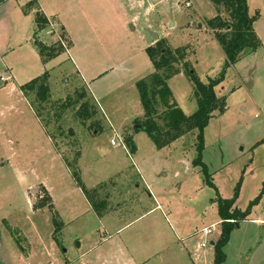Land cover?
Instances as JSON below:
<instances>
[{
    "label": "rangeland",
    "instance_id": "1",
    "mask_svg": "<svg viewBox=\"0 0 264 264\" xmlns=\"http://www.w3.org/2000/svg\"><path fill=\"white\" fill-rule=\"evenodd\" d=\"M247 9L250 16H255L253 29L261 48L242 63L227 65L221 45L209 29H205V21L218 12L209 0H167L158 6V12L153 16L156 24L151 25L158 39H164L162 45L174 50L175 57L162 72L170 74L167 84L171 99L184 114L190 115L196 109L189 72L202 82L221 73L224 75L216 94L225 98L226 108L221 113L215 111L209 119L203 131L201 158L219 195L233 201L232 207L238 210L247 208L264 182V112H259L252 101V97H256L264 105V0H247ZM129 13L133 12L130 10ZM106 17L110 25L114 23L117 26L110 28V35L99 37L103 49L96 54L93 52V60L83 54L79 59L75 56L74 63L67 60L62 64L60 82L56 85L50 82L54 94L52 99L56 101L49 100V116L44 117L58 149L65 153L66 162L72 160L75 154L69 148L71 140L82 148V155L76 158L81 174L80 170L78 172L83 187L90 190L91 200L100 206L102 213H97L90 202L87 204L84 193L82 195L72 189L70 175L64 171L60 161L53 157L48 165L47 159L40 152L36 153L35 145H38L33 140L34 134L26 131L17 133L21 124L26 125L27 117L19 124L15 123L18 120L15 115L3 117L0 119V151L11 146L4 140L7 135L19 137L14 147L22 161L18 167L25 170L26 179L24 182L16 181L8 173V168L0 169V264H38L32 257H25L28 242H32L37 251L41 246H38V238L41 236L47 242L49 232L55 229L53 208L50 207V200L43 198L45 189L40 183L50 187L56 218L61 223L56 235L60 244L55 242L56 254H53L57 257L56 264H110L109 254L119 249L137 258L146 256L142 264H193L189 257L188 244L192 240L189 238L195 231L197 234L194 235L199 238L202 228L211 224L212 232L204 248L209 256L202 264H213L212 242L219 238L221 224L216 204L210 200L215 190L202 184L198 168L192 165L197 156L195 133L188 132L169 145L158 148L144 129L135 127V121L143 118L136 86L124 84L118 89L116 87L114 92L95 102L85 88L82 80L88 79V75L81 65L94 67L95 70L103 69L106 60L111 66L123 62L133 65V72L118 68L113 80H139L154 71L146 47L152 42L155 45L156 41L144 31L142 16L134 23L130 20L122 22L116 17L115 22H111V14H106ZM120 25L121 28H118ZM46 28L37 30L36 27L34 39L47 46H55L58 42L66 50L68 43L62 31L58 29L56 36L50 39ZM178 47L186 48L184 58L175 49ZM244 56L247 55L241 59ZM174 70L178 72L172 73ZM253 76L255 86L251 89L247 80H252ZM64 79L71 84L62 96H58L62 93ZM85 101L95 115L83 123L78 111H81V103ZM11 103L17 108H27L14 97L3 98L0 95L2 111L7 112L6 106ZM95 119L99 126L92 125L78 136L70 134L69 131L86 128ZM111 121L112 124L122 123V127L131 132L134 151H130L129 146L126 151L120 143L110 146L111 135L105 131L92 137L96 128L102 130ZM113 138L122 141V135ZM75 140L78 142L75 143ZM32 144L36 154L30 157ZM50 167L51 174L47 177L45 173ZM33 180H36L33 182L35 186L28 190V196L34 210L42 211L32 214L21 191ZM96 183L95 188L92 187ZM69 189H72L70 195L65 197L63 194ZM149 192L152 197L148 196ZM138 197L143 198L145 203L143 200L135 202ZM149 209L153 210L147 212ZM261 210L262 206L253 205L247 219L239 221L231 230L228 242L222 248L225 264H264V222L250 220L264 219V211ZM108 212L116 216V222L109 219ZM46 216H49L48 221ZM72 216L73 220H67ZM124 216L127 220L122 222ZM129 217L139 218L121 228L116 238L97 248L107 240L108 234L112 237L113 231L124 225ZM112 264L116 262L112 261Z\"/></svg>",
    "mask_w": 264,
    "mask_h": 264
},
{
    "label": "crops",
    "instance_id": "2",
    "mask_svg": "<svg viewBox=\"0 0 264 264\" xmlns=\"http://www.w3.org/2000/svg\"><path fill=\"white\" fill-rule=\"evenodd\" d=\"M30 1H32V3L29 6L25 7V5ZM166 1L167 0H0V95L3 98L14 97L27 106V108L21 109L17 108L12 103L8 104L6 106L7 112L2 111L0 108V119H2L3 117H11L12 115H15L18 117V120L15 123L19 124V121L22 123L24 121V118L27 117L28 119L26 120V125L22 126V124L20 123L21 125L19 126L17 133L26 131L27 133H30L32 135L34 134L33 140L38 145V147L35 145L36 153L40 152L41 156L47 159L48 165L51 164V159L53 157L56 159V161H60L64 171L68 175H70L69 178L72 183V189L78 190L82 195L84 192L82 188L75 182L72 176L71 169L64 159V151L62 150L61 153V151L58 149L56 140L50 134V131L43 123V121L37 116L28 99L22 93L20 86L47 71L49 99H52L53 93L51 92L50 82H52L54 85L60 82L61 79L59 75H62V64L64 62H66L67 60H71L72 63H74L75 56L77 59H79L83 54H87V57H90V59L93 60V52L96 54V51L100 52V49H103L104 46L99 37L110 35V28L117 26V24L115 25L114 23L110 25L105 20L106 14H111V17L109 19L111 20V22H115L114 19L116 17V19L121 20L122 22L130 20V22L134 23L135 21L140 20V16H142L141 19H143L145 22V25L143 27L144 31L146 28H149L153 31L151 25L156 24V18L153 16L156 14V12H158V6L163 5ZM24 9L26 10L24 11ZM135 9L139 10L136 11ZM130 10L133 12L132 14L129 13ZM38 13L44 15L49 21L45 31L47 34H49L48 37L50 39H53L56 36L57 30L59 29L64 34V37L68 43V47L66 48V50L47 61H43L41 59L36 46L34 45V31L36 29L35 16ZM121 26L122 25L118 26V28H121ZM102 31H106L107 33ZM152 43H150V45H152ZM260 48L261 46L258 47V49H256L255 51L247 54V56H244L241 60H238L237 63H242L250 55H256ZM85 59L87 58L85 57ZM96 59L98 58L96 57ZM124 63L125 62L117 63L116 65L111 66L110 63L108 64V61L106 60V62L103 64V69L101 70H95L94 67L91 68L86 65H81V68H83L88 75V79L86 78L82 81L85 85L86 90L92 96L94 102L95 100H102L103 98L107 97L110 93L114 92V89L116 87L118 89L124 84L136 86L135 83L137 80L135 79L113 80L118 68H122L123 70L125 69L127 72H133V65H125ZM77 74L80 76L78 72ZM254 78L255 76L252 77V80H247V83L251 89H253V87L255 86ZM69 84H71L69 80L64 79L62 81V93L61 95H57L62 96V94L66 92ZM252 101L259 112H264V105L261 100L256 97H252ZM141 115H143V110ZM141 115L139 116L142 117ZM87 128L88 126L83 129L78 128L77 131L71 130L69 132L70 134H74V136H78L80 133H82L83 130H88ZM102 131H105L107 132V134L111 135L110 138L112 140H115L113 136L117 135L118 137L122 135V139L125 135L131 136L133 140V135L131 134V132H127L128 129L122 127V123L112 124L111 121V124L107 123V125H104V128L102 130H100V128L99 130H97L96 128L94 132L92 131V137H96V135H99ZM111 139L109 141L110 146L115 147L117 144H119V140L118 142L115 140L116 144L112 145L110 143ZM4 140L7 143L11 144V146L5 148V150L0 151V169L8 168V173H11L12 177L16 179V181L24 182L26 179L25 170L21 167H18L22 164V161L17 156L18 152L15 151L16 149L14 147V144L19 142V137L16 135H7V138H5ZM74 142L76 143L78 141L75 140ZM39 143H41V145H39ZM31 146L32 149L30 150V154L28 155H30V157H33V155L36 153L34 152V145L32 144ZM122 147L125 148L126 151H128V148L126 146ZM69 148L72 149L75 153L73 157L77 158L82 155V148H78L77 145H74L72 140L70 141ZM76 165L78 166L81 174V169L79 168L78 161H76ZM45 174L47 175V177L49 174H51V167L46 170ZM175 175H177V173ZM139 179L143 181V178L140 176ZM36 180L38 179L36 178ZM36 180H33L32 183L24 185V187L22 188V191L24 192L21 191V193L24 195L25 202L28 207L27 209L32 214L39 212V210H34L32 201L28 196V190L35 186L33 182H35ZM97 184L98 183H96L92 187L95 188ZM40 185L43 186L47 191L50 197V203L54 208V197L51 193L50 187L41 183ZM72 189H69L68 192H64L63 195L65 197L69 196V193ZM149 193L148 196L152 197V193ZM212 199L213 198H210L211 201ZM142 200L143 198L138 197L135 202H140ZM144 203L145 200H143V204ZM87 204L89 205V201L87 202ZM259 205L262 206L261 211L263 212L264 199H262V196L259 202L256 204V207ZM156 207L159 208V204H157ZM151 210L153 209H149L147 212H150ZM41 211L39 213H41ZM112 214L113 213H107L109 219L113 222H116V216ZM138 218L139 217H137L136 219H131V217H129V220L126 221L124 225L116 230L114 229L115 231H113L112 237H110L109 234L106 236L108 241L104 240L103 243L98 245L97 248L108 243L111 239L116 238L117 232L121 228L127 227L129 222L132 223ZM46 219L48 221L49 216H46ZM67 220H73V216L67 218ZM124 220H127L126 216H124L122 222H124ZM250 220L253 222H264V219L261 218ZM220 222L221 221L219 220V223ZM196 232L197 231H195V233H193L189 238L192 239L191 243L188 244V247L190 246L189 257L191 258L193 264H202L205 257L207 260V257L209 256V252L204 249L207 247L209 235H204L201 231L198 238L197 235H194L197 234ZM51 234L52 232H49L50 238L47 242H45L44 238L41 236L38 238V246H41L38 247L37 251L34 249L33 243L28 242V249H26L25 251L22 249L25 252V257L30 259L32 257L33 260L38 261V264H56L57 261H55V259H57V257L56 255H53L56 254V246L55 241L51 237ZM121 239L126 242L125 238L122 237ZM145 257L146 256L137 258L135 257V255L122 253L121 249H119L117 252H113V254H109L108 256V258L110 259V264H112V261L116 262V264H142V262L145 260ZM117 260L120 263H118Z\"/></svg>",
    "mask_w": 264,
    "mask_h": 264
},
{
    "label": "trees",
    "instance_id": "3",
    "mask_svg": "<svg viewBox=\"0 0 264 264\" xmlns=\"http://www.w3.org/2000/svg\"><path fill=\"white\" fill-rule=\"evenodd\" d=\"M218 11L215 16L207 19L206 28L213 34L214 38L221 45L226 58V64H234L241 59L243 55H247L260 47V41L253 29L255 16H250L247 9V0H209ZM32 1L28 2L25 7L29 6ZM26 9H24L25 11ZM35 23L37 30L44 29L49 21L42 14H36ZM54 25V24H53ZM164 39L160 38L155 45L146 47L147 55L152 63L153 72L136 81L135 85L138 90L140 104L143 109V118L135 121L140 125L139 129H144L155 143L156 147L161 148L169 145L171 142L179 139L188 132L195 133V149L197 156L192 160V165L198 168V173L202 183L215 190L212 199L217 207L220 218V234L219 238L213 242V264H225V254L222 248L229 239L231 230L237 226L239 221L247 218L251 212L253 205H256L261 199L264 182L260 192L249 203L246 209L238 210L232 207L231 200L222 198L208 172L206 164L202 161L201 152L203 150V131L208 125L209 119L215 111L221 113L225 110V98L216 94V89L224 79L223 73L216 78L202 82L189 72L192 82V93L196 101V109L190 115H186L177 107L171 99V91L167 84L170 74H164V69L168 66L171 58H174V50L169 46H163ZM34 45L43 61H47L64 51L62 45L56 42L55 46H47L44 43L34 40ZM179 52L181 58L185 57L186 48H175ZM186 63V62H185ZM163 71V72H162ZM174 70L172 73H177ZM20 89L24 96L28 99L30 105L36 112L37 116L43 121L44 117L49 116L50 99L48 88V73L45 71L28 82L22 84ZM81 111L78 115L81 121L94 118L95 111L89 110L87 101L81 103ZM160 107H163L160 110ZM43 111H46L44 113ZM48 111V112H47ZM50 120V119H49ZM96 121V122H95ZM89 123L88 127L98 126L95 119ZM45 124V123H44ZM46 125V124H45ZM84 125V124H83ZM53 135V134H51ZM123 142L130 151H134L131 136H124ZM70 167L75 182L82 188L86 198L97 213H102L100 206L91 200L90 190L85 189L76 165V157L66 162ZM45 200H50L46 190H44ZM42 205V204H41ZM50 207L53 205L50 203ZM100 209V210H99ZM57 212L53 208L52 221L55 229L52 232V238L56 244H60L56 235L59 233L60 222L57 221Z\"/></svg>",
    "mask_w": 264,
    "mask_h": 264
},
{
    "label": "built area",
    "instance_id": "4",
    "mask_svg": "<svg viewBox=\"0 0 264 264\" xmlns=\"http://www.w3.org/2000/svg\"><path fill=\"white\" fill-rule=\"evenodd\" d=\"M186 5L187 6H189V2H186ZM118 138H120V137H118ZM118 142V141H117ZM112 145H114V144H116V141L115 140H111V142H110ZM118 143H121V145L122 146H125V144H124V142H123V139H122V141L120 142H118ZM213 225H211V226H209V227H204L203 229H202V232H203V234L204 235H209L211 232H212V227Z\"/></svg>",
    "mask_w": 264,
    "mask_h": 264
},
{
    "label": "water",
    "instance_id": "5",
    "mask_svg": "<svg viewBox=\"0 0 264 264\" xmlns=\"http://www.w3.org/2000/svg\"><path fill=\"white\" fill-rule=\"evenodd\" d=\"M145 31L148 32V33L152 36V38H153L155 41L158 40L159 37H158V35H157L154 31L150 30L149 28H146ZM135 127H136V128H139L140 125L137 124V125H135ZM212 243H213V242H212Z\"/></svg>",
    "mask_w": 264,
    "mask_h": 264
}]
</instances>
